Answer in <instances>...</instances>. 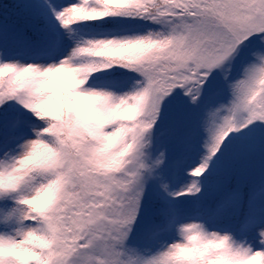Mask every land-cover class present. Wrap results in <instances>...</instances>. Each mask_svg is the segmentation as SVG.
Segmentation results:
<instances>
[{"label": "snow or ice", "instance_id": "1", "mask_svg": "<svg viewBox=\"0 0 264 264\" xmlns=\"http://www.w3.org/2000/svg\"><path fill=\"white\" fill-rule=\"evenodd\" d=\"M0 264H264V0L0 2Z\"/></svg>", "mask_w": 264, "mask_h": 264}, {"label": "trees", "instance_id": "2", "mask_svg": "<svg viewBox=\"0 0 264 264\" xmlns=\"http://www.w3.org/2000/svg\"><path fill=\"white\" fill-rule=\"evenodd\" d=\"M0 2L14 3L16 0H0Z\"/></svg>", "mask_w": 264, "mask_h": 264}]
</instances>
